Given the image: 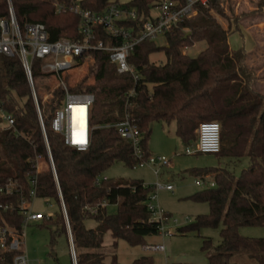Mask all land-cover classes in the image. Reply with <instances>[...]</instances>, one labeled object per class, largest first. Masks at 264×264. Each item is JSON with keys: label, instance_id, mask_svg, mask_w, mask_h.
I'll list each match as a JSON object with an SVG mask.
<instances>
[{"label": "trees", "instance_id": "obj_1", "mask_svg": "<svg viewBox=\"0 0 264 264\" xmlns=\"http://www.w3.org/2000/svg\"><path fill=\"white\" fill-rule=\"evenodd\" d=\"M158 1L129 0L126 5L135 11L137 18L126 27L149 20ZM171 1L177 7L186 3V0ZM8 2L21 29L26 24L40 23L53 42L80 39L79 18L69 11L70 7L75 5L81 10L101 13L107 5L119 1L0 0V20L8 17ZM220 5L221 0H208L206 7L197 5L195 16L184 19L177 29L165 34L164 47L153 41L137 45L128 59L139 75L137 83L128 74H118L104 52L87 54L93 59L88 75L70 87L71 93L94 97L89 113L90 145L85 152L65 146L61 136L51 130L50 122L63 99L62 91L55 89L44 103L37 94L76 264H107V255L102 252L107 234L112 239V250L117 248L118 241L137 246L144 244V238L158 235V224L150 221L151 213L146 208L151 187L144 186L142 181L121 183L102 178L113 164L121 163L130 169L138 164L131 146L113 128L125 116L141 136L144 160L149 157L148 139L153 123L173 122L182 143L193 146L200 123H218L220 151L215 156L247 158L249 165L237 177L224 169L190 171L199 178L212 176L215 186L189 197L195 203L206 204L208 213L197 216L189 225L177 227L176 234L184 236L202 228L221 226L217 246L210 239L202 240L201 250L206 253L207 264H237L233 258L240 254L256 264H264V239L242 237L239 233L245 227L264 228V97L253 87V73L245 66L243 46L237 50L229 48L230 25L228 30L223 29L213 16L225 17ZM56 6L62 10L57 12ZM257 6L264 9V0H259ZM237 27L235 24L236 32ZM184 31L189 32L188 37ZM96 40L110 44V37L101 29ZM202 42L206 48L196 57L181 53L184 48ZM159 52L165 55V64L150 63L149 56ZM40 67L41 62L34 60V84L45 78ZM89 79L92 82L86 84ZM132 89L134 95L128 99ZM0 108L14 121L12 128L0 129V188L8 180L20 187L11 196L0 192V227L16 234L22 232L24 217L20 206L23 201L31 202L29 181L35 178L37 198H48L58 205L52 219L41 221L48 227L49 244L53 246L57 237L67 238V230L51 172L44 170L36 174L32 168L36 157L46 158V150L17 57L0 55ZM102 202L106 203L105 207L99 206ZM111 206L116 208L113 214L107 213ZM91 207H97L95 214L88 212L87 208ZM86 221H93L95 227L86 228ZM13 257V252L0 250V264H12ZM109 264H119L115 255ZM131 264H152V260L142 257Z\"/></svg>", "mask_w": 264, "mask_h": 264}, {"label": "built area", "instance_id": "obj_2", "mask_svg": "<svg viewBox=\"0 0 264 264\" xmlns=\"http://www.w3.org/2000/svg\"><path fill=\"white\" fill-rule=\"evenodd\" d=\"M223 1V0H221ZM208 0H186L182 7H177L176 3L171 0H159L154 10L156 15L151 12V18L142 25L126 27L127 23L135 22L137 16L135 11L126 4L111 3L101 13H93L81 10L77 6L69 8L70 12L76 14L79 18L78 32L80 39L71 41L60 39L50 41L44 25L40 23L26 24L23 29L18 25L14 12L8 2V17L0 20V55L6 57H17L24 71L29 90L34 104L38 123L40 126L43 143L46 150V158L36 157L32 162V168L36 174L49 170L52 174L60 204L61 212L67 230V240L70 247V257L72 264H76L75 252L73 248L71 233L69 230L65 208L58 187V181L53 165L50 149L47 143L43 119L39 108L36 85L32 79V63L34 60L41 62L40 72L44 79H52L56 84L55 89H60L63 93V99L55 110L50 122L51 130L61 136L63 144L67 147L74 148L78 152H85L90 145V127L89 113L94 103V97L90 94H74L70 92V87L66 83V78L72 71L80 67L81 59L91 51L104 52L120 75L128 74L132 77L134 83L139 81V75L133 66L128 63V59L137 45L146 41H155L159 36L164 37L169 31L177 29L179 23L184 19H190L196 15V6L206 7ZM56 11L62 10L56 6ZM103 30L110 37V44H104L96 40L97 31ZM182 52L186 55L188 49L184 48ZM93 62L89 56L86 61ZM54 91V90H53ZM52 91V92H53ZM135 90L129 91L127 98L134 95ZM47 100L45 97L44 101ZM44 103V102H43ZM1 121L8 128L14 126L12 117L0 108ZM84 120V128H80V123ZM121 139L125 140L132 150V156L138 161L137 166L146 164L151 167H162L168 164L164 158H154L149 156L143 159L141 151V136L132 122L125 116L124 120L113 125ZM196 143L190 149L186 148L185 154H213L220 151V127L215 122L200 123L195 131ZM42 166V167H41ZM159 170L155 171V175ZM28 197L34 200L36 195L35 178L29 181ZM195 185L203 189L213 188V180L195 182ZM20 190L19 185L8 180L1 188L0 192L6 196H11ZM173 186L157 182L151 186V192L146 202V208L151 213V222L158 224V234L169 235L166 225L169 218L153 203L156 201L158 191L173 192ZM42 201L48 208H51L50 199L44 198ZM31 202H22L20 206L21 214L24 217L23 226L28 223H37L43 220L53 218V214H43L41 212H32L26 204ZM100 207H105L106 203L102 202ZM6 210V208L4 209ZM88 212L95 214L97 207L87 208ZM172 223L176 224V221ZM177 228V227H176ZM22 232L14 233L8 228L0 227V250L3 252H13L14 257L12 264H28L22 249ZM155 251L164 252L163 246L147 247Z\"/></svg>", "mask_w": 264, "mask_h": 264}, {"label": "rangeland", "instance_id": "obj_3", "mask_svg": "<svg viewBox=\"0 0 264 264\" xmlns=\"http://www.w3.org/2000/svg\"><path fill=\"white\" fill-rule=\"evenodd\" d=\"M120 4H127L129 0H118ZM259 0H223L221 8L225 17L213 14L217 22L223 29H230L228 32V45L230 50H237L243 46L246 54L245 66L253 73V87L258 92H262L264 97V72L257 74L258 69L262 66L264 59L258 58L264 53V9H259L257 4ZM156 15L157 11L152 10ZM236 19V21H235ZM231 21V22H230ZM235 24L239 29L236 32ZM185 32V31H184ZM186 37L189 32H185ZM158 47L165 46V40L159 36L155 41ZM262 46V47H261ZM195 47V49H194ZM206 48L204 42L197 43L186 51V55L194 58ZM252 48L250 53L248 50ZM185 51L184 49L181 53ZM249 55V56H248ZM149 62L155 65L165 64L166 58L162 52L149 56ZM93 62L86 61L80 67L75 69L67 77V84L73 88L88 75V69ZM92 80H87L86 84ZM36 90L42 102H46L55 90L56 84L50 78L39 79L36 81ZM45 97L47 100L44 101ZM6 125L1 121L0 129ZM175 124L155 122L151 125V133L148 139L149 156L154 158H164L168 164L162 167H151L146 164L127 168L121 163L113 164L102 175L104 179H113L115 181L126 183L131 181H142L144 186H152L157 182L173 186V192L158 191L156 201L153 203L168 218L166 230L169 235L158 234L143 239V245L130 246L125 241H118L117 248L112 250L110 247L111 237L107 234L104 238L102 252L107 256L106 263L109 262L110 256L115 255L119 264H131L142 257L151 258L152 264H183L186 259H194L198 262L200 258H205L206 253L201 250L202 240L210 239L215 247L219 244L218 228H202L199 232L190 233L184 236L176 234V227H183L191 224L199 215L208 213L206 204L195 203L189 197L203 190L202 187L195 185V182L201 180H212V176L199 178L191 175L192 170L206 169H224L231 172L235 177L247 169L249 163L247 158L222 159L213 154H185L186 148H192V144L185 145L175 134ZM196 134V133H195ZM42 167V166H41ZM159 174L155 175V171ZM51 208H48L42 199H34L31 203L26 204L32 212H41L43 214H55L58 211V205L50 200ZM116 208L111 206L107 208V213H115ZM176 221V224L172 223ZM95 226L93 221H86L85 227L92 229ZM242 237L264 239V228H241L239 231ZM49 230L41 222L28 223L22 228V249L28 264H72L70 257V247L65 235L56 238L53 246L49 244ZM163 246L165 252L147 249V247ZM233 262L237 264H256L249 260L245 255H236Z\"/></svg>", "mask_w": 264, "mask_h": 264}, {"label": "crops", "instance_id": "obj_4", "mask_svg": "<svg viewBox=\"0 0 264 264\" xmlns=\"http://www.w3.org/2000/svg\"><path fill=\"white\" fill-rule=\"evenodd\" d=\"M264 22V21H263ZM263 25H264V23H262ZM264 30V29H263ZM262 47V46H261ZM194 49H195V47H194ZM250 51H252V48H250L249 50H248V52L250 53ZM249 56V55H248ZM258 58H262V59H264V53H262V56H259ZM264 72V60H263V62H262V66L258 69V71H257V74H260V73H263ZM261 95L263 94L261 91L259 92ZM263 96V95H262ZM95 227V226H94ZM93 227V228H94ZM175 227H178V226H175ZM177 229V228H176ZM176 231V230H175ZM70 252V251H69ZM164 252H165V249H164ZM163 252V253H164ZM108 256V255H107ZM107 259V258H106ZM110 259H111V256H110ZM110 259H109V262H110ZM201 259V261L200 262H198V261H196L195 259H194V257H192L191 259H186V262L185 263H183V264H207V262H206V255H205V258H200ZM106 261V260H105ZM109 262L107 263V264H109Z\"/></svg>", "mask_w": 264, "mask_h": 264}, {"label": "bare ground", "instance_id": "obj_5", "mask_svg": "<svg viewBox=\"0 0 264 264\" xmlns=\"http://www.w3.org/2000/svg\"><path fill=\"white\" fill-rule=\"evenodd\" d=\"M84 120L82 119L81 123H80V128H84Z\"/></svg>", "mask_w": 264, "mask_h": 264}]
</instances>
